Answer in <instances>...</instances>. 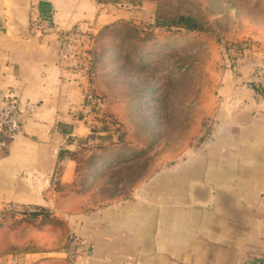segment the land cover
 I'll return each mask as SVG.
<instances>
[{"label":"crops","instance_id":"1","mask_svg":"<svg viewBox=\"0 0 264 264\" xmlns=\"http://www.w3.org/2000/svg\"><path fill=\"white\" fill-rule=\"evenodd\" d=\"M30 2L0 0V88L38 106L25 117L20 135L0 150V209L20 204L46 213L5 219L0 264L19 257L24 264L264 259V101H255L251 66L239 60L222 73L198 144L143 176L129 196L88 209L83 203L89 195L75 187L78 142L91 133L73 112L82 90L63 76L57 37L29 29ZM99 7L97 0H39L38 5L46 18L66 26L100 19ZM251 37L258 46L255 56L264 61V31ZM56 233L62 234L58 242ZM71 233L83 238L87 250L74 260L66 256Z\"/></svg>","mask_w":264,"mask_h":264},{"label":"rangeland","instance_id":"2","mask_svg":"<svg viewBox=\"0 0 264 264\" xmlns=\"http://www.w3.org/2000/svg\"><path fill=\"white\" fill-rule=\"evenodd\" d=\"M97 1L98 20L66 26L52 18L62 28L78 27L93 40L95 64L89 79L77 85L63 70L66 82L82 90L83 99L73 112L93 135L81 138L76 155L75 187L89 195L83 203L88 209L129 196L143 176L174 163L199 143L222 73L240 63L228 58L226 48L253 41L256 30L264 31L263 0ZM181 16L197 22L199 29L168 24ZM233 36L245 37L235 41ZM245 63L253 80V66ZM83 87L103 98L104 106L91 109ZM26 207L39 210L20 204L0 209V226L9 217L26 218ZM61 235L56 233L57 242ZM24 263L20 257L13 261Z\"/></svg>","mask_w":264,"mask_h":264},{"label":"built area","instance_id":"3","mask_svg":"<svg viewBox=\"0 0 264 264\" xmlns=\"http://www.w3.org/2000/svg\"><path fill=\"white\" fill-rule=\"evenodd\" d=\"M38 5L39 0H31L29 29L36 34H55L58 39V57L67 79L77 85L84 83L83 78L89 79L94 73L95 59L91 49L93 43L91 36H83L78 27L62 28L55 20L41 14ZM257 49L258 46L252 40H244L229 44L226 55L232 61L241 60L252 64L254 98L255 101L261 102L264 101V61L255 56ZM83 89L86 90L85 95L91 102V109L104 106L103 98L92 95L89 88ZM37 108L36 102L23 101L10 88H0V150L6 148L20 135L25 117L34 113ZM66 252L69 260L86 255L83 238L71 233ZM252 264H264V259H258Z\"/></svg>","mask_w":264,"mask_h":264},{"label":"trees","instance_id":"4","mask_svg":"<svg viewBox=\"0 0 264 264\" xmlns=\"http://www.w3.org/2000/svg\"><path fill=\"white\" fill-rule=\"evenodd\" d=\"M192 21H191L190 17L181 16L177 20H174V22H168V24H177V25H179L180 23H182L187 28L199 29L200 25H198L197 22H194V20H192ZM37 208H39L38 212H35V211L31 212L29 210V208L26 207L25 209L22 210V213L25 214V217H27V216L30 217L31 215H37V214H41V213L45 214L46 213L44 208H42V207H37Z\"/></svg>","mask_w":264,"mask_h":264}]
</instances>
